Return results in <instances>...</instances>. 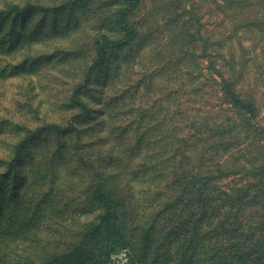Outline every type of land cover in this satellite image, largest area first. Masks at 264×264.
Here are the masks:
<instances>
[{
  "label": "rangeland",
  "instance_id": "374dc122",
  "mask_svg": "<svg viewBox=\"0 0 264 264\" xmlns=\"http://www.w3.org/2000/svg\"><path fill=\"white\" fill-rule=\"evenodd\" d=\"M123 3L0 0V264H264V0Z\"/></svg>",
  "mask_w": 264,
  "mask_h": 264
},
{
  "label": "trees",
  "instance_id": "16d2710c",
  "mask_svg": "<svg viewBox=\"0 0 264 264\" xmlns=\"http://www.w3.org/2000/svg\"><path fill=\"white\" fill-rule=\"evenodd\" d=\"M138 5H139V0H124L123 5L119 8L116 15V22L121 31V35L116 40H111L105 34L101 36V41L98 47V55L100 56V58L104 57L106 49L109 46L123 45L129 43L134 38L135 28L133 25L132 17L138 8ZM242 107L246 109L249 108V106L246 104H242ZM246 113H249V117H252L251 108H249ZM164 195H166V197L168 196V194H163V193L156 194V196H164ZM118 201H119L118 198L117 200H113L112 198L110 197L108 198V196H105V194L102 193L101 203L102 204L104 203L108 206H106L107 207L106 209L102 208V210L98 212L97 215L98 220L96 219L97 223L95 224V228H94L97 234H101L105 230L108 231L109 229H116L117 224L119 227V223L122 220L121 213H123V211L120 210L121 207L117 204ZM179 201H181V199ZM167 202H169V204L167 203L166 204L167 206L163 205L161 209H158L157 213L161 214L163 213V211H165L166 207L168 208L171 207V205H173L170 200ZM128 203L131 206L132 203L131 202ZM101 207L99 208V210L101 209ZM118 209L120 210L121 213L119 212ZM130 219L133 220L134 216H132ZM116 243H119V240L116 239Z\"/></svg>",
  "mask_w": 264,
  "mask_h": 264
}]
</instances>
